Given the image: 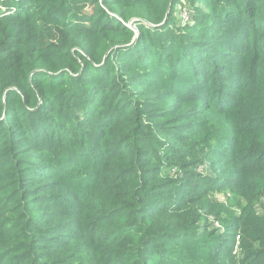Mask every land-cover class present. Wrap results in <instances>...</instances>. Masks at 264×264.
I'll list each match as a JSON object with an SVG mask.
<instances>
[{
    "label": "trees",
    "instance_id": "trees-1",
    "mask_svg": "<svg viewBox=\"0 0 264 264\" xmlns=\"http://www.w3.org/2000/svg\"><path fill=\"white\" fill-rule=\"evenodd\" d=\"M263 195L264 0L0 14V264H264Z\"/></svg>",
    "mask_w": 264,
    "mask_h": 264
},
{
    "label": "rangeland",
    "instance_id": "rangeland-1",
    "mask_svg": "<svg viewBox=\"0 0 264 264\" xmlns=\"http://www.w3.org/2000/svg\"><path fill=\"white\" fill-rule=\"evenodd\" d=\"M3 2H9V6L11 7H15V10L12 12V14H15L18 12V2L19 0H3ZM196 5H201V4H196ZM194 6L191 3H186L180 7H178L177 12H176V16L179 19V25L180 26H184L185 24H188L191 19H192V14ZM186 11L188 15H184L182 16L183 12ZM192 11V12H191ZM1 15L7 16L5 14H3L0 11ZM11 14V15H12ZM135 20V19H133ZM133 29L135 30V32H138L136 29V25H133ZM138 34V33H137ZM199 171L202 172V174L206 175L207 177H214V173L210 170L209 168V164L208 162H204V164L202 166H199L198 168ZM218 178H214L213 181H216ZM229 193H225V192H212L209 194V198H210V203L209 206H205V207H196V212L197 213H201L203 219L201 220L200 223H198V225L203 228V224H204V220H207V223L213 224V227L211 226V229H215L217 228V232L218 233H223L224 232V228L222 223L216 219L214 217V209H215V205H223L226 206V198L228 197ZM256 209L258 211L259 214L264 213V195L258 200V203L256 205ZM235 254V253H234ZM235 264H239V261L241 259L240 254H236L235 255Z\"/></svg>",
    "mask_w": 264,
    "mask_h": 264
},
{
    "label": "built area",
    "instance_id": "built-area-1",
    "mask_svg": "<svg viewBox=\"0 0 264 264\" xmlns=\"http://www.w3.org/2000/svg\"><path fill=\"white\" fill-rule=\"evenodd\" d=\"M15 10V7H11V6H7L3 0H0V11L5 14V15H9L12 14V12ZM186 16L188 15L186 11L183 12L182 16Z\"/></svg>",
    "mask_w": 264,
    "mask_h": 264
},
{
    "label": "water",
    "instance_id": "water-1",
    "mask_svg": "<svg viewBox=\"0 0 264 264\" xmlns=\"http://www.w3.org/2000/svg\"><path fill=\"white\" fill-rule=\"evenodd\" d=\"M167 15H168V14H167ZM167 15H166V16H167ZM133 23H134V20L131 19V20L127 23V25H128L129 27L133 28V25H134ZM137 33H138V32H135V35H136V36H137Z\"/></svg>",
    "mask_w": 264,
    "mask_h": 264
}]
</instances>
